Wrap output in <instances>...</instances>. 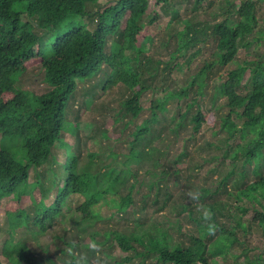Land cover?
Returning <instances> with one entry per match:
<instances>
[{"label":"trees","instance_id":"16d2710c","mask_svg":"<svg viewBox=\"0 0 264 264\" xmlns=\"http://www.w3.org/2000/svg\"><path fill=\"white\" fill-rule=\"evenodd\" d=\"M206 2L196 0L197 5ZM168 3L169 0H0V204L7 199L1 250L7 264H32L30 260L34 264H58L57 257L65 264H96L82 255L83 248H104L108 241L119 250L117 257L109 258L114 264L134 261H138L136 264H264V254L245 255L242 259L231 252L240 242L235 230L246 229L244 216L251 210L254 211L251 223L264 229V169L261 167L264 157V61L237 63L240 46L246 38L256 34L264 38V30H257L260 23L254 0H242L239 7L234 6L233 12L229 11L223 20L211 26L219 51L215 63L236 64L217 87L227 115L217 119L212 114L205 115L198 107L190 119L194 139L201 135L206 125L217 130L212 134L216 142L209 144L212 150L209 163L215 164V174L221 171L214 192L201 190L189 205L182 206L177 213L171 211L165 217L170 223L153 233L136 222L130 226L126 221L125 226L120 224V220L131 215L137 184L120 190V176L134 179L141 164L152 162L151 153L141 152L139 145L159 116L167 112L170 100L187 98L186 90L166 93L163 101L154 99L151 102L149 119L128 135V152L122 156L119 168L103 166L100 169L92 165L93 172L84 171L79 153L71 150L62 139L65 130L76 129L79 124L77 119L75 122L67 119L68 103L77 83L98 74L102 66L109 73L101 90L121 85L127 93L114 114L113 124L140 114L141 97L155 90L152 84L157 77L155 70L144 68L150 29L162 17L151 6ZM68 18H79V24L67 22ZM70 24L73 27L63 35L62 29ZM191 24V20H186L184 28L178 31L180 44L185 42L183 37L190 32ZM109 37H114L115 41L107 54L104 49ZM188 64L190 62L179 58L168 63L167 69L171 75ZM33 67L42 70L43 81L49 88L40 95L17 87L21 75ZM211 67H203L190 84L198 87L201 96ZM195 104V101L187 104L185 111L179 114L176 129L190 116ZM120 137V133H111L109 127L101 132L104 140L118 141ZM12 139L20 140L24 163L4 150L6 147L2 143ZM93 156L88 153L86 159L91 160ZM180 162L174 160L175 165ZM31 166L46 168L33 183L28 181ZM159 169V166L155 168ZM102 170L104 174L99 180ZM225 170L226 175H223ZM237 175L242 184L230 190L228 184L233 182L234 185ZM169 176L164 170L152 174L142 201L151 206L160 204L159 210H166L171 202L166 189ZM250 176L256 181L246 182ZM162 188L166 191L161 194ZM222 192H227L230 203L212 200V196ZM160 195L163 199L159 201ZM25 197L30 199V206L24 209L21 203ZM50 197L53 202L46 206L45 200ZM65 209L68 212L64 213ZM181 214L193 222V229L184 230ZM172 217L175 219L170 221ZM66 220L71 221L72 227L63 226L65 234L54 235L53 251L45 248L41 252L46 256L41 259L30 255L27 244L30 238L45 234L46 225ZM19 229L24 231L17 236ZM70 231L81 239L70 241L67 235ZM146 235H149L147 241Z\"/></svg>","mask_w":264,"mask_h":264},{"label":"rangeland","instance_id":"374dc122","mask_svg":"<svg viewBox=\"0 0 264 264\" xmlns=\"http://www.w3.org/2000/svg\"><path fill=\"white\" fill-rule=\"evenodd\" d=\"M227 1H231L228 4ZM256 2V13L259 20L258 32L264 30V0H254ZM242 0H207L204 5H197L196 0H169L168 4L152 5L151 8L161 13L162 17L150 29L151 40L146 44V67L148 70L157 72V77L153 81L155 90L145 92L140 100L142 111L134 118H122L113 124L115 112L119 108V104L127 95L126 90L121 85H112L105 90H101L107 77L109 70L102 66L100 72L89 80L77 83V89L74 96L70 99L67 108V119L70 122H75L77 119V128L65 130L62 134L63 141L71 147V150H76L80 156V164L86 172H93L98 166L102 169L103 166L119 168L122 166V156L128 152V135L137 126L150 117V104L154 99L164 100L166 93H176L181 90L187 91V98L178 101L170 100L166 106L167 112L160 115L158 122L153 125L143 142L140 143L139 149L141 152H150L151 161L145 162L137 168L135 178H127L120 176V187L126 189L130 184L137 183L134 188L133 207L130 209V214L126 220H120V224L125 226V221L128 226L136 222L139 227L146 229L149 233L157 228L166 226L169 221H165V217L169 213H177L182 206L189 205L191 199L199 196L201 190H209L214 192L218 185L217 181L221 177L215 174L217 171L215 164L209 163L212 156V150L209 147L210 143H215L217 139L212 135L214 127L203 128L201 135L197 138L191 137L190 119L191 115L197 112L198 107H201L205 115L212 114L216 118L225 117L227 115L224 107V100L219 98L217 87L226 78L229 71L236 68L234 63L231 66H222L215 63L218 60V49L216 40L212 36V24L223 20L229 11H234V6H240ZM103 4L104 2H100ZM176 11V14L175 12ZM191 20L192 24L190 32L183 37L184 43H179L178 31L184 28V22ZM79 24V18H68L67 22ZM85 21V19H84ZM87 22V21H85ZM72 24L62 29L63 35L66 34ZM253 35L246 38L240 46V52L237 57V63L243 61H264V38ZM114 37L107 39L105 53H110ZM50 43V42H48ZM250 44L246 46L247 44ZM183 58L186 62H190L189 66L181 69L180 72L169 74L167 64L175 60ZM206 65H211L208 75L205 79V88L202 96L198 94L197 86H190L194 77ZM17 87L21 90H28L36 95L45 93L49 88L43 81V72L39 67H33L24 72L19 78ZM195 101V106L191 109L190 116L183 121L179 128V114L185 111L187 104L192 105ZM127 125L123 128V125ZM240 124V121H239ZM89 125V126H88ZM110 128L111 133H120L121 137L118 141L114 139L104 140L101 138V132ZM0 137V147H1ZM4 149L13 159L24 163L25 154L21 148V142L18 139L5 140ZM88 153L94 154L91 160L86 159ZM115 154V157H110V154ZM153 154V156H152ZM150 155V154H149ZM182 157V158H180ZM179 159L180 163L174 164V160ZM206 162L202 163V160ZM160 167L159 170L155 168ZM227 166H225L226 168ZM261 167L264 169V157L261 161ZM46 168H36L31 166L28 170V181L33 183L36 178L43 175ZM216 169V170H215ZM162 170L170 174L166 179V189L170 194L171 202L166 210L160 211V204L151 206L149 202L142 201L144 195L148 192L147 185L151 181L152 174H158ZM231 170V169H230ZM177 172V175L173 173ZM223 173V172H222ZM104 174L102 170L99 173L100 180ZM226 175V170L223 173ZM233 182H229V189L232 187L239 188L242 184L239 175L234 177ZM255 182L256 178L250 176L247 181ZM244 182L243 184H246ZM168 187V188H167ZM235 188V189H237ZM166 190L162 188V193ZM212 200L220 203H230L227 192L219 193L212 196ZM163 195H160V200ZM7 199H3L0 204V264H7V258L2 254L1 243L3 240V229L6 224L4 204ZM53 202V197L45 200V205L48 206ZM208 200L205 201L208 204ZM30 206V199L25 197L21 203L22 208ZM171 206V208H170ZM208 206V205H207ZM68 212L67 209L63 210ZM239 212V211H237ZM181 223L183 222L185 229L194 228L192 221H187L184 214L180 215ZM254 211L244 216L246 229L236 228L235 234L239 237L240 242L236 243L232 248V254H236L239 258L245 255L254 256L264 254V229L261 226L251 223L253 221ZM178 218V217H176ZM172 217L170 221H173ZM115 220L114 222H116ZM72 227L71 221L66 220L55 221L52 225H46L45 234L30 238L27 241L30 255L34 254V258H44L46 254L41 251L45 248H51L56 245L54 238L55 234H65L63 226ZM235 226V224H233ZM133 227V226H132ZM134 228V227H133ZM17 236L23 233L24 230H17ZM69 240L79 239V236L74 235V231L67 232ZM65 235V236H67ZM177 234L175 233V238ZM149 235L145 236L147 241ZM81 239V237H80ZM79 239V240H80ZM180 239H186L180 237ZM187 242V240H182ZM104 248H96L90 246L83 248L82 255L96 264H114L109 261L111 257H117L119 250L115 244L107 242ZM108 257V258H107ZM58 264L62 260L56 258ZM32 264L34 262L30 260ZM134 261L132 264H136ZM152 264V262H146Z\"/></svg>","mask_w":264,"mask_h":264}]
</instances>
